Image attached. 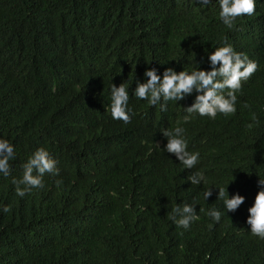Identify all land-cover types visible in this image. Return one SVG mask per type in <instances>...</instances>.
I'll use <instances>...</instances> for the list:
<instances>
[{
  "label": "trees",
  "instance_id": "1",
  "mask_svg": "<svg viewBox=\"0 0 264 264\" xmlns=\"http://www.w3.org/2000/svg\"><path fill=\"white\" fill-rule=\"evenodd\" d=\"M255 5L228 28L218 0H0V140L15 149L0 173V264H264L247 224L264 180V0ZM226 44L258 64L234 115L184 123L195 91L166 112L134 95L151 68L211 71L208 55ZM121 83L127 124L111 115ZM176 127L200 154L193 169L164 150ZM40 148L59 175L20 197L13 178ZM194 172L205 181L192 185ZM219 189L245 202L228 212ZM193 203L187 230L169 218Z\"/></svg>",
  "mask_w": 264,
  "mask_h": 264
},
{
  "label": "clouds",
  "instance_id": "2",
  "mask_svg": "<svg viewBox=\"0 0 264 264\" xmlns=\"http://www.w3.org/2000/svg\"><path fill=\"white\" fill-rule=\"evenodd\" d=\"M201 6H207L210 0H197ZM220 7V19L228 28H232L235 20L243 15H252L255 12V0H218ZM211 71L194 70L191 73L185 70L177 73L173 68H167L163 78L157 74L155 68L146 70L144 76L146 82L136 81L134 95L141 100H147L152 106L159 105L161 112L168 110V102L182 101L186 97L198 93L195 101L190 107L185 108L187 115L183 122L188 123L194 118V114L207 116L216 119L218 114L224 116L234 115L236 112L237 95L241 91L242 83L258 70V64L251 61L244 53H237L231 45L218 47L208 55ZM226 93V94H225ZM129 92L125 83L119 87L112 84L111 89V115L114 120L123 121L125 124L131 122L129 115ZM244 107H249L247 104ZM252 123L247 127L252 129L258 122L255 114L252 116ZM185 129L176 127L174 130H164L162 135L167 139L164 150L174 155L186 169H193L199 162V152H189L187 141L184 138ZM159 146V145H158ZM15 158L14 146L7 140H0V173L5 177L11 174L9 161ZM57 161L43 148L36 150L28 161L22 166L23 176L21 179L13 178L18 196L31 192L32 189L43 188V177L46 173L59 175L56 167ZM36 173L35 175L33 173ZM192 185H199L205 181L202 172H194L187 177ZM61 181H57V184ZM260 191L255 196L254 204L248 209L247 224L253 236L264 239V180L259 179ZM213 195L212 189L204 192V198L208 200ZM217 199H224L228 212H235L244 202L245 197L236 194L229 199L228 192L225 198V191L219 189ZM9 212V207L3 208ZM208 215L216 222L220 221L221 213L215 209L209 211ZM179 217V219H177ZM179 227L187 230L190 225L198 219L195 203L177 206L169 214Z\"/></svg>",
  "mask_w": 264,
  "mask_h": 264
}]
</instances>
